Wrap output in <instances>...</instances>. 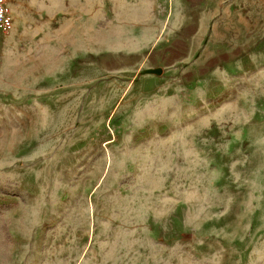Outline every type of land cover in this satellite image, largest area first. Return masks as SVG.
<instances>
[{
    "label": "rangeland",
    "instance_id": "obj_1",
    "mask_svg": "<svg viewBox=\"0 0 264 264\" xmlns=\"http://www.w3.org/2000/svg\"><path fill=\"white\" fill-rule=\"evenodd\" d=\"M0 264H264V0H8Z\"/></svg>",
    "mask_w": 264,
    "mask_h": 264
},
{
    "label": "built area",
    "instance_id": "obj_2",
    "mask_svg": "<svg viewBox=\"0 0 264 264\" xmlns=\"http://www.w3.org/2000/svg\"><path fill=\"white\" fill-rule=\"evenodd\" d=\"M12 27V16L8 0H0V32L8 33Z\"/></svg>",
    "mask_w": 264,
    "mask_h": 264
}]
</instances>
